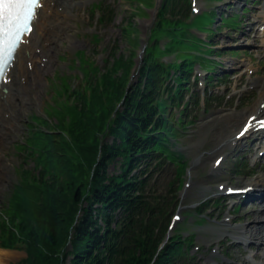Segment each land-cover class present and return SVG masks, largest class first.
<instances>
[{"label": "trees", "instance_id": "1", "mask_svg": "<svg viewBox=\"0 0 264 264\" xmlns=\"http://www.w3.org/2000/svg\"><path fill=\"white\" fill-rule=\"evenodd\" d=\"M208 15L196 23H211ZM187 17L188 0H165L138 80L114 116L134 64L124 53L114 55L105 70L94 68L95 79L84 87L70 93L67 88L66 100L52 107L57 122L45 121L46 129L28 141L39 169L21 172L6 209L10 220L0 214V244L24 248V264L191 263L180 233L156 258L167 231L168 194L147 193L150 164L133 172L161 154L177 161L168 145L183 117L174 120L169 110L183 85L166 81L187 78L191 61H161L157 41L167 35L169 44L196 47L186 41ZM112 163L117 172H109Z\"/></svg>", "mask_w": 264, "mask_h": 264}, {"label": "rangeland", "instance_id": "2", "mask_svg": "<svg viewBox=\"0 0 264 264\" xmlns=\"http://www.w3.org/2000/svg\"><path fill=\"white\" fill-rule=\"evenodd\" d=\"M68 1H70L68 5L64 3L62 6H57L62 11V15L58 13V16L56 13L52 16L57 25L54 27L53 24L48 32L49 37L56 38L52 46L50 66L46 71L41 72L39 77L38 73H35L36 82L28 87L32 100L22 107L19 116L14 113L13 127L9 131L13 132V135L9 134L7 142L0 148V211L5 214L11 193L20 180V171L24 168L33 169L36 166L35 159L30 156L25 157L23 146L32 135L31 129L36 127L38 130L40 126V124L35 125L33 117L35 120H40V117H50L47 116L51 110L49 105L55 104V96L58 97L65 90L61 85V76H64L66 84L74 89L93 75L88 71L90 62H94V65L102 71L105 65L113 60L114 53L132 54V51L133 54L130 56L135 59L133 64V73H135L141 60L140 50L148 38L159 0H149L147 3L145 0ZM245 2L248 9L243 12ZM193 6L199 9L198 14L209 10L216 11L217 15L220 12L227 15L238 13L235 20L239 22L237 26L239 29H232L231 23L229 26L221 24V20H216L209 26L213 32L199 31L196 27L189 29L191 33L210 42L212 49L220 50V56L213 57H219L224 66L232 68V72L221 77V67L218 66L215 72L216 78L209 82L212 83L210 86H207V72L196 62L195 74L202 72L204 85L200 83L194 85L193 78L189 81V84L193 85V92L190 90L186 93L189 95L193 93V97L200 95L203 98L194 106L193 115H197L195 122L189 124L171 145V149L183 155L186 162L185 172L182 174L183 184L188 180L193 183L187 192L185 191V195L180 194L181 204L187 206L181 210L182 231L188 234L194 233L193 245L201 246L197 252V261L200 264H246L244 258L246 252L241 248V244L235 243L234 239L225 236V233L234 235L237 226L245 228L246 223L254 222L253 217L259 207L244 204L234 208L233 203L229 204L219 198L221 192L218 191V185L236 186L248 181L260 183L264 177V156L261 157L260 148L256 151L247 150L255 147L257 141L246 145L243 143L245 146H240L244 148L242 150L236 149L234 153H231L230 149L226 150L228 157L214 175L211 174V167L214 157L220 152L217 146L225 143L230 133L226 131L229 129L235 131L237 124L241 122L237 118L238 113L245 114L249 111L259 99L263 87L259 86V79H264V47L254 45L248 48L243 44L262 42L261 39H256L255 35H264L263 31L256 28L249 31V28L255 21L263 22L264 0H194ZM64 15H68L69 18L65 19ZM103 15L106 16L105 21L99 18ZM134 37L136 39L133 41ZM81 55L87 59V63L82 64ZM173 56L174 53L169 58ZM14 69L17 74V66ZM194 90L197 93H194ZM208 94L212 96L208 101L210 110L207 109L205 99ZM234 113L236 115H233ZM220 140L222 142L218 144ZM258 153L259 158L256 162L254 158ZM114 168L115 166H111L110 170ZM175 176V164L167 162L154 173L151 184L153 188L164 191ZM202 199H207V202L200 211L202 215L208 216V220L199 222L195 213ZM216 200H219L218 205ZM187 211L193 214L188 215ZM230 211L237 217L226 223L223 219ZM246 213L250 214L249 217L245 216ZM248 234L255 235L254 231L250 230L247 231ZM253 247L256 251L257 246L253 245ZM215 249L218 251L214 252ZM7 250L11 254L7 264H24L27 255L25 250L17 248ZM256 256L264 262V257L260 256L259 252Z\"/></svg>", "mask_w": 264, "mask_h": 264}, {"label": "bare ground", "instance_id": "3", "mask_svg": "<svg viewBox=\"0 0 264 264\" xmlns=\"http://www.w3.org/2000/svg\"><path fill=\"white\" fill-rule=\"evenodd\" d=\"M64 3H70V1H43V6L38 9V17L35 20L36 26L34 31L30 34V36L25 37V41L21 44L16 54V62L14 63V66H17L18 72L16 74L14 72L15 70L11 68L8 73L7 80L3 82L0 88V148L7 142L6 139L8 138V135H13V132L9 131L13 127L12 120L15 119L13 116L14 113L16 112V115L19 116L22 107L27 104V102L32 100L31 95L28 93V87L33 86L36 82L37 73L39 77L40 73L46 71V69L50 66L52 46H54L56 38L49 37L48 31L51 25L54 23L57 25L52 16L56 13L62 15V11L56 8L57 5L59 4L62 6ZM64 18L68 19L69 16L64 15ZM58 22L59 21H57V23ZM39 48L41 49V52H38ZM28 51L30 52L29 55L27 54ZM259 83V86H263L260 91L259 99L252 105L249 111L245 112V114L243 112L238 113L237 118L241 120L240 123L237 122L239 123L237 124L239 127L237 126L235 131H231L230 129L226 131L227 133H230L226 137V143L220 144L222 141H219L218 144L220 145L217 146V150L220 151L219 153L222 154L223 150L239 142V132L242 131V128L247 127V135H245V137H247L250 132L256 131L253 128L261 123L260 119L264 118V79L260 80ZM4 88H8V92L6 94L4 92ZM233 115L236 114L234 113ZM250 124L251 126L249 127ZM255 184L256 183H248L247 185ZM263 186L264 177H262L261 183L256 184V187H258L260 191L263 189ZM247 226L252 227L253 224H248ZM10 259V251L0 248V264H7Z\"/></svg>", "mask_w": 264, "mask_h": 264}, {"label": "snow or ice", "instance_id": "4", "mask_svg": "<svg viewBox=\"0 0 264 264\" xmlns=\"http://www.w3.org/2000/svg\"><path fill=\"white\" fill-rule=\"evenodd\" d=\"M41 6L42 0H0V83L7 80L22 37L31 33Z\"/></svg>", "mask_w": 264, "mask_h": 264}]
</instances>
